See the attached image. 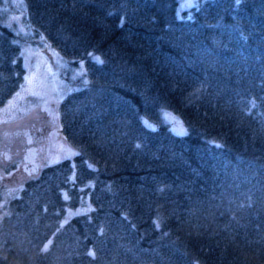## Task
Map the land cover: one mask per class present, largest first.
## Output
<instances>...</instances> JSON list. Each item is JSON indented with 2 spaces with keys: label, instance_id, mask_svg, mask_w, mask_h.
<instances>
[{
  "label": "trees",
  "instance_id": "trees-1",
  "mask_svg": "<svg viewBox=\"0 0 264 264\" xmlns=\"http://www.w3.org/2000/svg\"><path fill=\"white\" fill-rule=\"evenodd\" d=\"M21 1L68 62L56 111L75 152L8 199L0 264H264V0ZM3 17L0 104L23 70Z\"/></svg>",
  "mask_w": 264,
  "mask_h": 264
},
{
  "label": "rangeland",
  "instance_id": "rangeland-1",
  "mask_svg": "<svg viewBox=\"0 0 264 264\" xmlns=\"http://www.w3.org/2000/svg\"><path fill=\"white\" fill-rule=\"evenodd\" d=\"M201 0H179L178 15L188 14L190 7ZM3 20L14 32L22 37L19 56L22 75L16 89L0 104V217L6 210L8 199L16 194L23 182L37 173L39 168L62 157H70L75 148L61 135L50 133V126H58L57 103L67 88L64 77L67 60L56 50L39 39L24 22V7L21 0H0ZM70 78L85 79L82 59H75L69 67ZM49 103L53 107L54 117L39 105ZM55 108V109H54ZM162 115L176 132L184 131V125L171 111L164 109ZM151 124L150 121L145 120ZM41 129V130H40ZM60 130V129H59ZM40 131V133H39ZM29 137L36 144V152L31 162L23 159L22 154ZM27 162L22 166L21 162ZM66 194L65 191L63 192ZM87 197V195H86ZM87 200V201H86ZM89 199L75 206L65 208L60 222L69 215L88 209ZM49 238L44 240L45 246Z\"/></svg>",
  "mask_w": 264,
  "mask_h": 264
},
{
  "label": "flooded vegetation",
  "instance_id": "flooded-vegetation-1",
  "mask_svg": "<svg viewBox=\"0 0 264 264\" xmlns=\"http://www.w3.org/2000/svg\"><path fill=\"white\" fill-rule=\"evenodd\" d=\"M39 107L44 108L45 112L48 113V115H50V118L55 119L54 110H53V107L51 106V104H49L48 102L47 103L42 102L39 105ZM50 129H51L50 133L51 132H53L54 134L59 133V135H61L59 127L58 126L55 127V124H52V126H50ZM39 133H40V131H39ZM27 141H29V137H27ZM24 149L26 151H28V154L26 155V152L23 153L22 154L23 159H26L28 162H31L34 155H35V152H36V144L30 143V141H29V143L25 145ZM21 164H22V166H25V164H27V162L25 163L22 161Z\"/></svg>",
  "mask_w": 264,
  "mask_h": 264
}]
</instances>
